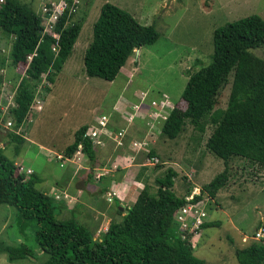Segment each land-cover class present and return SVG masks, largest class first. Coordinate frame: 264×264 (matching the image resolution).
<instances>
[{"label":"trees","instance_id":"obj_1","mask_svg":"<svg viewBox=\"0 0 264 264\" xmlns=\"http://www.w3.org/2000/svg\"><path fill=\"white\" fill-rule=\"evenodd\" d=\"M66 1L53 29L58 39L43 33L42 18L31 4L20 0L0 3V34L10 40L8 65H25L7 112L14 128L7 134L15 142V153L25 141L17 130L30 112L43 75L54 82V74L72 53L85 20H72V3ZM158 36L154 25L141 24L128 11L103 3L84 52L85 74L112 81L136 49L153 44ZM54 45L57 51L52 50ZM260 45H264V19L257 14L218 27L213 34L210 62L190 74L182 90L185 109L180 113L172 109L161 125V133L173 139L186 121L200 132L211 125L205 147L225 165L231 158L240 157L264 167V59L250 51ZM4 64L5 58L0 57V67ZM228 82L226 107L215 108ZM87 129L82 125L74 132L62 156L72 157L81 143V151L89 160L94 159L92 142L85 136ZM4 148L0 147V205L16 207L25 222L33 226L36 241L48 256L42 264H211L194 255L192 247L179 238L174 214L185 205V196L193 187L177 196L172 190L177 175L174 169L168 168L163 176L155 178L154 193L145 183L135 201L123 210L114 201L115 211L122 218L110 220L106 231L96 238L89 222L81 223L75 213L63 216L61 202L36 188L39 179L34 172L27 173L23 165L15 164L4 154ZM153 155L150 150L146 158ZM228 176L225 168L201 186L191 201L200 200L204 193L214 197ZM209 225L211 222H206L203 227ZM3 250L10 261L31 256L23 242L6 245ZM235 256L239 264H264V239L237 249Z\"/></svg>","mask_w":264,"mask_h":264},{"label":"rangeland","instance_id":"obj_2","mask_svg":"<svg viewBox=\"0 0 264 264\" xmlns=\"http://www.w3.org/2000/svg\"><path fill=\"white\" fill-rule=\"evenodd\" d=\"M20 1L31 4L39 13L46 3L62 4L63 0ZM105 2L128 11L141 24L154 25L159 33L153 44L135 50L112 81L87 76L83 65L84 52L92 38L93 23ZM250 14L264 19V0H79L72 20H85L72 53L60 71L54 74L53 83L43 75L30 108L31 115L17 130L20 135L25 134L30 142L25 141L18 153L14 152L15 142L7 134L14 129L7 112L13 105L15 86L25 65L20 63L17 68L8 65L10 40L0 34V57L5 58V64L0 67V146L5 147L4 154L25 168L30 167L39 179L36 188L61 201V195H53V190L61 189L56 183L60 182L65 169L56 159L55 148L69 144L80 126L93 125L94 117L97 119L101 114H118L124 122L121 129L124 130L121 136L124 140L141 137L132 134V123L140 122L144 132L147 128L149 132L144 140L151 144L160 160L152 165L153 173L149 178L152 193L157 188L155 178L163 176L168 168L177 172L172 187L177 196L184 195L191 186V196L198 194L201 186L227 168L229 176L226 184L214 197L204 193L200 199L205 221L211 222V225L200 230V236L191 247L194 255L207 263L239 264L235 251L264 239L261 238L264 236V167L240 157L231 158L225 165L222 159L205 147L212 131L211 125L200 132L186 121L175 138H168L161 133L164 121L161 117L158 123H151L145 113L134 112L130 103H138L139 98L145 95L142 109L146 112L151 113L152 101L159 103L164 100L162 114H169L172 109L180 113L186 107L181 93L189 75L206 66L213 56L214 31L227 22ZM250 51L264 59V45ZM229 90L228 82L220 91L215 108L226 107ZM129 114H133L132 123L128 120ZM112 117L109 124L116 116L113 122ZM150 139L152 142H149ZM143 155L139 154L141 159ZM102 172L100 170L95 174L101 175ZM111 196H114L112 192H108L106 200L112 201ZM123 202L121 210L131 204L128 200ZM77 217L81 223L88 222L81 215ZM105 218L107 223L94 227L96 238L106 231L110 220H121L114 203ZM257 232L261 234L258 239L254 238ZM21 242L31 250V256L10 261L3 247ZM47 257L36 241L33 226L25 222L18 209L8 204L0 205V264H42Z\"/></svg>","mask_w":264,"mask_h":264},{"label":"crops","instance_id":"obj_3","mask_svg":"<svg viewBox=\"0 0 264 264\" xmlns=\"http://www.w3.org/2000/svg\"><path fill=\"white\" fill-rule=\"evenodd\" d=\"M134 103H130V105ZM30 115L28 114L27 118ZM108 115L109 117L113 115L112 122L113 118L116 117L113 123H108V133L101 137L102 142L99 145H93L94 159L89 160L82 151L79 159L74 154L70 158L63 156L65 159L60 160V166L64 167L65 170L59 179L60 182L56 183V186L61 189L53 190V195H61L62 197L60 202L63 216H70L74 213L77 216L81 215L88 220L92 228H97L102 223H107L105 215L111 211L114 201L123 204V201L128 200L132 204L135 201H132L133 197L138 195L145 183L149 184V178L153 173L152 165L145 164L147 151L143 149L137 151V148L132 143L134 140L146 142L144 139L149 135L148 128L144 132V127L140 122L133 124L130 119L132 114H129L128 120L132 123V134L134 136L141 135V137L131 141L122 139V144L117 145L113 137L117 135L115 131L123 129L124 122L119 118L118 114ZM167 116L168 114H166ZM147 119H145L146 122ZM96 120L94 117L93 125L96 124ZM93 125H87V130L91 129ZM22 136L26 142H30L25 134ZM149 142H152V140L150 139ZM67 145L55 148V150L49 147L46 148L63 155L61 152ZM150 145L147 143L145 147L149 151L152 150ZM139 154H144L142 159ZM154 156L156 155L154 154ZM17 163L19 162L15 161V164ZM162 163L164 164L165 161ZM28 168L31 169L30 167ZM100 170H103L104 173L102 172L101 176L96 178L95 173ZM113 191L115 195L112 196V201L106 200L107 193ZM65 194L67 197H65Z\"/></svg>","mask_w":264,"mask_h":264},{"label":"built area","instance_id":"obj_4","mask_svg":"<svg viewBox=\"0 0 264 264\" xmlns=\"http://www.w3.org/2000/svg\"><path fill=\"white\" fill-rule=\"evenodd\" d=\"M3 2V0H0V3ZM54 2H49V4H45L42 6L41 10L39 11V15L42 18V24H43V33L50 34L52 37L58 39L59 35L56 33L54 29L55 23L58 21L59 16L67 6V2L65 0L62 1V4H58L60 2H57V4H53ZM79 3V0L72 1V4L69 6V13H74L75 8L77 7ZM52 50L57 51L56 45L52 47ZM30 58V57H29ZM141 100L131 105V109L134 110V112H142L145 117L150 119L151 123H157L159 122V117H161L163 120L166 119V114L163 113V109L165 105L163 104L164 100H160L159 103L152 101L151 102V113L146 112L144 109H142L143 101L145 99V95H142ZM159 106V107H157ZM39 107V106H38ZM133 114L130 116V119H132ZM110 117L108 114H101L97 120L96 124L91 127V129L87 130L85 133V136H87L93 145H99L102 142L101 137L106 135L108 133V123H109ZM123 134V130L119 131L117 135L114 138L117 145L122 144L121 136ZM133 146L137 148V151L139 150H146L147 153L149 150L145 148L147 146L146 142H133ZM81 148L82 145L79 143L77 150L74 153V156L79 159V155L81 154ZM56 159L62 160L65 159L62 155L56 154ZM159 158L157 156H150L146 158L145 164L149 165H156L159 163ZM32 170L29 168H26V172L30 173ZM101 175L95 174L96 178H99ZM200 193V192H199ZM198 193V194H199ZM113 195H115L114 192H112ZM195 195V194H194ZM193 196H185L186 203L185 205L179 207L175 214H174V221L177 223L178 226V235L181 240H184L187 242L190 246L195 245V242L197 238L200 236V230L203 228V224L205 221V210L203 206L200 204V200L192 202ZM65 197L67 195L65 194ZM112 197V196H111ZM263 234H264V230ZM260 232H257L254 236V238L258 239L260 237ZM261 238H264L262 236Z\"/></svg>","mask_w":264,"mask_h":264}]
</instances>
